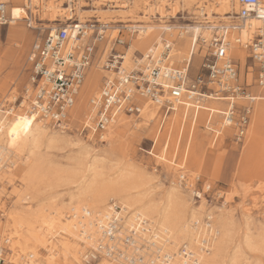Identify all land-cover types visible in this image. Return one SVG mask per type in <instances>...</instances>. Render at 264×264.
Here are the masks:
<instances>
[{
	"label": "rangeland",
	"instance_id": "obj_1",
	"mask_svg": "<svg viewBox=\"0 0 264 264\" xmlns=\"http://www.w3.org/2000/svg\"><path fill=\"white\" fill-rule=\"evenodd\" d=\"M216 1L163 0L167 17L160 20L156 12L158 0H72L71 3L56 0L60 9L71 6V19L68 20V14L62 10L54 14L57 22H51L42 13L43 2L40 8L34 6L28 10L24 0L16 4L10 0L7 9L14 23L0 26V109L4 112L13 106L18 111L31 83L30 55L35 45L42 44L50 27L64 26L69 29L77 21L82 24L89 22L99 29L104 27V38L96 42L93 61L75 106L69 112V128L56 130L44 121L49 131L61 133V138L65 140L56 148L42 147L40 150L44 159L42 169L55 170L60 176H65V182H59L56 177L50 186L41 185L45 205L49 201L60 210L68 207L70 195L75 193L73 182L82 176L88 178L89 166L106 179L129 172L141 176L145 185L143 190L150 189L149 192L155 195L164 196L173 186L178 187L182 198L198 209V215L210 216L211 220L228 226L229 235L223 251L226 259L235 254L236 264H264V121L255 118L257 102L242 100L234 103L237 106L235 118L244 113L249 117L241 141L234 136L237 123L224 128L226 118L222 123V115H218L223 111L220 103L213 100H197L195 103L192 97L183 99L173 111L153 107L156 114L151 119L145 118L142 111L138 117L120 114L104 132L102 141L96 136L80 134V127L90 111L89 100L99 92L102 78L108 74L102 69V64L111 54H125L126 50H130L131 60L140 59V55L148 52L158 39H162V44L164 41H172L173 44L180 32H191L195 25L231 23L233 19H223ZM199 9L209 11L211 18L200 17ZM230 10H233L232 0ZM134 26L151 28L152 34L138 40L142 35L131 30ZM168 26L171 30H164ZM216 32L211 31V36ZM118 40L124 44H118ZM135 40L138 41L133 45ZM196 47L197 53L202 55L200 65L208 48L200 38ZM246 54L248 57V52ZM193 59L189 71L191 77L199 72L192 68ZM131 67L129 65L127 71ZM259 73L258 64L246 58L244 65L239 67L236 80L244 87L243 96L255 95L256 88L260 86ZM12 95L16 96L15 101L10 99ZM214 103L216 105H211ZM258 106L260 116L264 118L261 104ZM181 172L185 175L187 186L180 182ZM7 178L0 175V220L3 222L13 206H18L14 189L19 187V179L17 176ZM208 185L210 188L207 191L205 188ZM29 206L35 210V204ZM8 237H16L14 231L1 235L3 239ZM91 250L87 248L84 252L91 253ZM46 255L43 249L37 248V257L32 264H45L48 260ZM66 261L69 259L61 254L55 264ZM99 261L100 256H97L90 262L82 263L97 264ZM0 264H22V259L16 254L10 257L7 253Z\"/></svg>",
	"mask_w": 264,
	"mask_h": 264
},
{
	"label": "bare ground",
	"instance_id": "obj_2",
	"mask_svg": "<svg viewBox=\"0 0 264 264\" xmlns=\"http://www.w3.org/2000/svg\"><path fill=\"white\" fill-rule=\"evenodd\" d=\"M0 1L10 4V0ZM20 1L12 0L15 4ZM68 1L71 3L72 0ZM41 2L43 0H24V6L28 10L33 9L34 6L40 8ZM44 2L41 5L42 13H45L51 22H57L54 14L62 10L68 14V20L71 19V6L60 9L56 0ZM158 2L156 12L161 20L167 17V12L164 10L166 3L163 0ZM232 2L231 12L230 0L216 1L218 10L222 12L221 16L225 20L234 19L237 12L236 1L232 0ZM199 15L202 18L206 16L205 19L211 18L209 11L204 9H199ZM229 23L227 21L225 26L229 27ZM221 27L222 25L215 24L195 25L191 28V32H180L176 43L164 41L162 44V39L156 40L143 56L145 57L151 51L153 56L157 57L166 46L170 49L172 64L175 67L180 66V69L188 72V68L189 70L191 68V59L194 57L192 68L197 70L201 57L196 51L198 39L200 38L202 44L205 41L207 45L208 41L215 37V34L211 36V31L215 30L218 33V30H222ZM251 27L248 29L246 26H241L240 31L232 30L225 37L228 41L229 57L233 61L234 59L242 60L247 56V49L243 44L252 38L257 24L252 23ZM49 29V33L53 36L58 28L50 27ZM132 29L139 36L142 35L138 40L150 37L153 31L151 28L145 29L142 26H134ZM164 30H171L170 26L164 27ZM138 40H135L133 45ZM237 41H241L242 45H238ZM131 54L130 50H126L122 55V69L127 70L131 65L130 70H143L140 66L143 65L144 57L131 60ZM263 79L261 84L264 86ZM236 80L237 77L233 82L237 83ZM32 97L30 84L18 111L12 107L4 112L0 109V127L5 130L0 131V175L11 179L17 176L19 179V187L14 189L18 206L11 207L4 222L0 220V235L11 230L16 235L14 238H6L7 244L2 245L6 255L7 253L10 257L12 254L18 255L22 259V264H32L36 260L37 248L46 252L48 260L45 264H55L61 254L67 260L69 259L63 264H83L82 261L86 263L88 256H95V252L100 254V261L97 264H124V262L128 264H236L235 254L228 259L223 255L229 235L228 226L221 221L211 220L210 216L198 215V209L186 202L178 187L175 186L164 196L155 195L151 193L152 191L149 192L150 189L143 190L145 185L139 175L123 172L113 179H106L97 173L93 166H89L88 178L82 176L81 179L73 182L76 188L75 193L70 195L71 203L68 207L60 210L49 201L45 205L41 185L45 183L50 186L56 177L61 182L65 176H60V173L58 174L55 170L42 169L44 159L40 150L42 147L56 148L63 145L65 140L61 138V133L49 131L45 120L43 121L33 110L35 103ZM15 98L16 96L12 95L10 99ZM208 98L226 100L225 97L219 96L217 98L208 96ZM232 100L233 103L248 100L251 103L264 104V87L256 88V93L252 97L238 96ZM141 102H143L142 115L151 119L156 114L153 107H156L149 102ZM229 114L230 112L227 113ZM88 116L89 113L85 120ZM33 117L35 118L32 119ZM22 118L31 120L28 132H21L15 138L9 136L7 134L10 131L9 125ZM232 124L233 120L229 123L226 118L224 128L231 127ZM103 134L104 132L97 137L99 141L103 140L101 139ZM182 178H185V175L181 172L180 179ZM32 204H35V210L29 206ZM22 205H26L27 208L23 209ZM115 207L119 208V212L115 211ZM205 220L208 222L206 223ZM9 243H11L10 247ZM245 243L249 246L248 240ZM87 248L92 249V252L85 253Z\"/></svg>",
	"mask_w": 264,
	"mask_h": 264
},
{
	"label": "built area",
	"instance_id": "obj_3",
	"mask_svg": "<svg viewBox=\"0 0 264 264\" xmlns=\"http://www.w3.org/2000/svg\"><path fill=\"white\" fill-rule=\"evenodd\" d=\"M237 12L229 27L222 24V30L207 43V54L200 63L199 72L191 77L189 73L172 64L169 47L157 57L150 51L144 57L141 69L127 71L122 69L123 62L120 53L111 54L102 64V69L108 74L102 78L101 88L97 96L89 100L88 119L80 127V134L98 137L113 124L116 116H139L143 102H149L161 110L172 111L183 99L191 97H225L229 104L230 114L225 116L229 123L233 120L236 105L233 100L244 95L242 84L234 83L238 68L229 57L228 41L225 37L233 31H240L241 26L257 27L252 38L244 42L248 57L258 64L261 85L264 77V0H235ZM7 3L0 1V26L11 23ZM71 24V28L60 27L52 36L51 33L37 44L30 55V84L33 93V110L38 116L56 130H67L69 127V112L74 107L77 95L85 79L87 70L93 61L96 42L104 38V27L89 22ZM103 28V30H101ZM123 45L122 40L117 41ZM205 41L203 42V44ZM242 45L241 41H237ZM139 57V58H140ZM15 101V99H14ZM13 106H9V108ZM7 111V110H6ZM236 120L235 139L241 141L249 124L247 113ZM185 178L180 182L187 186ZM205 188V187H204ZM210 186L205 189L208 191ZM119 212V208L115 207ZM6 239L0 235V263L6 255L4 246ZM88 256L90 262L100 256ZM127 263V262H126ZM128 264V263H127Z\"/></svg>",
	"mask_w": 264,
	"mask_h": 264
},
{
	"label": "crops",
	"instance_id": "obj_4",
	"mask_svg": "<svg viewBox=\"0 0 264 264\" xmlns=\"http://www.w3.org/2000/svg\"><path fill=\"white\" fill-rule=\"evenodd\" d=\"M143 55V54H142ZM201 55V54H200ZM201 57H202V55H201ZM201 57L199 58V62H200V59H201ZM246 58H247V56L245 57V58H243L241 61L240 60H237V59H234V62H235V64L237 63L238 65H236L237 66V68H238V70H239V67H242L243 65H244V62H245V60H246ZM198 65H199V63H198ZM199 67H200V65L198 66V69L197 70H199ZM177 68H179L180 69V66H178ZM132 70V69H131ZM189 68H188V73H189ZM263 81H264V79H263ZM238 84H239V82H237ZM259 87H264L262 84L259 86ZM253 95V94H252ZM193 98V101L196 103V102H198L197 100H213L214 102H217V103H220L221 105H222V107H223V111H222V113L221 114H218V115H222V118H223V122L222 123H224V120H225V116L227 115V113L229 112V104L227 103V101L224 99V100H222V99H212V98H208V97H206L205 99H202V98H195V97H192ZM259 104H261V106H260V108H261V110H264V104L262 103V102H260ZM258 104V105H259ZM211 105H216V103H214V104H211ZM211 105H209V106H211ZM258 105H256V109H255V118H258V119H261V120H263L264 121V118L263 117H261L260 116V113H259V106ZM237 107V106H236ZM238 110V109H237ZM211 111V110H210ZM213 112V111H212ZM233 118L234 119H237V118H235V112H233ZM234 119H233V123H236V120L234 121ZM225 128H230V126H228V127H225Z\"/></svg>",
	"mask_w": 264,
	"mask_h": 264
},
{
	"label": "snow or ice",
	"instance_id": "obj_5",
	"mask_svg": "<svg viewBox=\"0 0 264 264\" xmlns=\"http://www.w3.org/2000/svg\"><path fill=\"white\" fill-rule=\"evenodd\" d=\"M33 117L32 119H34ZM31 126L30 119H20L16 121L14 124L9 125L10 131H8V135L12 137H18L21 132L27 133ZM0 131H5L2 127H0Z\"/></svg>",
	"mask_w": 264,
	"mask_h": 264
}]
</instances>
